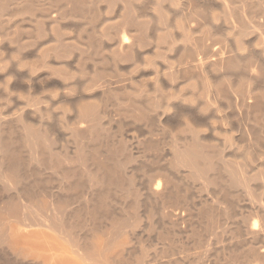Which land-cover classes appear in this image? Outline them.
Wrapping results in <instances>:
<instances>
[{"label":"bare ground","instance_id":"1","mask_svg":"<svg viewBox=\"0 0 264 264\" xmlns=\"http://www.w3.org/2000/svg\"><path fill=\"white\" fill-rule=\"evenodd\" d=\"M0 264H264V0H0Z\"/></svg>","mask_w":264,"mask_h":264}]
</instances>
